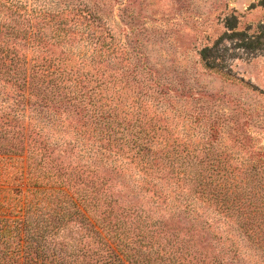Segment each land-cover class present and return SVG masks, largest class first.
Wrapping results in <instances>:
<instances>
[{"label":"trees","instance_id":"obj_1","mask_svg":"<svg viewBox=\"0 0 264 264\" xmlns=\"http://www.w3.org/2000/svg\"><path fill=\"white\" fill-rule=\"evenodd\" d=\"M253 7L264 9V0ZM67 11L0 0V82L18 88L27 106L0 114V264H264V202L236 201L226 172L170 168V156L154 154L153 131L120 118L109 82L90 79L86 88L76 77L79 88L62 93L58 85L35 87L39 75L72 76L61 65L73 53L62 60L47 56L73 33ZM238 22L235 14L227 17L226 32L201 52L204 66L227 79L236 76L216 63L225 60L229 49L216 50L226 41L246 54L264 53V23L237 30ZM94 47L93 59L123 49L99 39ZM32 102L55 112L72 105L69 115L80 120L46 123L31 116L21 123L19 112L27 113ZM130 165L138 170L134 175ZM116 174H129L138 193L114 183ZM148 198L188 225L155 217L144 204ZM204 205L216 215L201 211ZM235 226L254 254L228 229Z\"/></svg>","mask_w":264,"mask_h":264},{"label":"rangeland","instance_id":"obj_2","mask_svg":"<svg viewBox=\"0 0 264 264\" xmlns=\"http://www.w3.org/2000/svg\"><path fill=\"white\" fill-rule=\"evenodd\" d=\"M25 1L32 7L71 11L68 21H64L72 26L73 33L64 45L49 48L47 56L49 60L51 55L62 60L65 53H73L75 57L63 62L61 69L67 73L72 70L74 77L64 74L61 81L56 72L53 76L39 75L34 82L36 88L58 85L62 93L77 90L79 78L86 88L90 79L109 82L120 118L125 117L127 125L136 124L137 129L153 131L154 154L159 158L170 156L174 162L170 168L224 171L230 186L236 187L232 196L236 201L264 202V53L246 54L231 41L219 46L216 51L220 53H224V47L229 50L225 60L216 63L236 79L207 69L201 58V52L213 48L226 32L227 17L238 16L237 30L264 23V9L253 7L259 0ZM95 13L102 20L95 19ZM98 39L119 43L123 49L111 50L102 58L95 55L93 59ZM17 47L27 52L23 44ZM19 93L18 88H7L0 82V114L14 115L17 108H27ZM28 106L31 109L27 113L19 112L21 123L30 121L31 116L46 123L80 120L76 114L69 115L72 105L62 106L57 112L40 102ZM76 106L80 111L82 105ZM137 171L130 165L128 173L134 175ZM111 178L119 185L128 183L138 193L129 174L124 179L120 174ZM144 204L169 225H188L182 216L170 219L172 215L165 208L154 207L157 202L149 198ZM207 209L204 205L200 210L210 217L216 215L213 209ZM228 229L247 253H255L237 226Z\"/></svg>","mask_w":264,"mask_h":264}]
</instances>
